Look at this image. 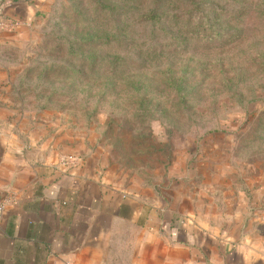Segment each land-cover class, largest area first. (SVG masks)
I'll return each instance as SVG.
<instances>
[{
  "label": "rangeland",
  "instance_id": "374dc122",
  "mask_svg": "<svg viewBox=\"0 0 264 264\" xmlns=\"http://www.w3.org/2000/svg\"><path fill=\"white\" fill-rule=\"evenodd\" d=\"M28 3L0 32V99L63 166L264 221V0Z\"/></svg>",
  "mask_w": 264,
  "mask_h": 264
},
{
  "label": "crops",
  "instance_id": "0c3cea01",
  "mask_svg": "<svg viewBox=\"0 0 264 264\" xmlns=\"http://www.w3.org/2000/svg\"><path fill=\"white\" fill-rule=\"evenodd\" d=\"M23 1L6 16L29 21ZM0 108V264H264V221L168 210L164 195L120 190L91 162L65 167L61 141L34 136L5 96Z\"/></svg>",
  "mask_w": 264,
  "mask_h": 264
},
{
  "label": "built area",
  "instance_id": "2783aa9c",
  "mask_svg": "<svg viewBox=\"0 0 264 264\" xmlns=\"http://www.w3.org/2000/svg\"><path fill=\"white\" fill-rule=\"evenodd\" d=\"M25 22L20 19L10 18L4 13L2 6H0V32H15L23 27ZM9 201H3L0 203V225L4 219V214Z\"/></svg>",
  "mask_w": 264,
  "mask_h": 264
},
{
  "label": "trees",
  "instance_id": "16d2710c",
  "mask_svg": "<svg viewBox=\"0 0 264 264\" xmlns=\"http://www.w3.org/2000/svg\"><path fill=\"white\" fill-rule=\"evenodd\" d=\"M263 19H264V14H263ZM154 20H157V19H152V21H154ZM172 80H169L168 82H171ZM169 84V83H168ZM171 87V86H170ZM172 88V87H171ZM181 91H182V89H181Z\"/></svg>",
  "mask_w": 264,
  "mask_h": 264
}]
</instances>
